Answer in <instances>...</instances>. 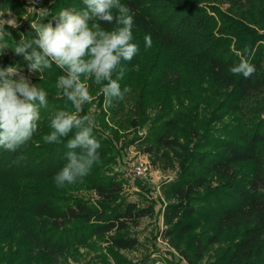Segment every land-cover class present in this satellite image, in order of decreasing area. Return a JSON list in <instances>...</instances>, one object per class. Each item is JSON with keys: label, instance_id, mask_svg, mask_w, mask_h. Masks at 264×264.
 I'll return each mask as SVG.
<instances>
[{"label": "trees", "instance_id": "obj_1", "mask_svg": "<svg viewBox=\"0 0 264 264\" xmlns=\"http://www.w3.org/2000/svg\"><path fill=\"white\" fill-rule=\"evenodd\" d=\"M215 1L220 0H121L132 10L133 42L139 46L134 58L123 62L119 81L135 97L130 112L136 116L126 121L144 122L145 109L157 106L146 150L161 168L178 165L175 179L163 185L172 199L163 221L180 252L194 264L207 246L226 241L209 264H264V106H255L264 100V0H221L230 5L226 12ZM42 5L46 16H27L17 29L5 26L10 45L31 31L35 18L47 23L61 9L85 8L83 0ZM7 9L18 17L27 13L23 0H0V11ZM101 24L106 30L116 27ZM149 34L152 47L146 49ZM246 45L257 69L249 79L230 71L239 62L235 53ZM12 64L26 66L8 50L0 67ZM61 74L53 65L34 75L33 83L49 93L38 130L16 152L0 148V264H72L69 259L77 261L81 247L99 248L96 241L103 239L119 261L116 250L138 244L130 228L154 210L153 204L129 200L121 193L124 180L109 173L118 150L102 135V95L92 102L99 107L94 135L100 160L82 182L57 186L66 140L46 144L42 136L50 131L52 113L72 110L55 88ZM85 82L95 96L98 86ZM207 85L221 92L210 97ZM107 108L115 118L124 111V99ZM110 130L118 138V130ZM81 188L91 189L95 198L73 194Z\"/></svg>", "mask_w": 264, "mask_h": 264}, {"label": "clouds", "instance_id": "obj_2", "mask_svg": "<svg viewBox=\"0 0 264 264\" xmlns=\"http://www.w3.org/2000/svg\"><path fill=\"white\" fill-rule=\"evenodd\" d=\"M83 4L81 11L61 9L47 23L33 20L31 31L20 34L14 45L6 39L11 35L5 26L19 28V24L11 12L8 19L0 12V57L8 50L22 57L29 74H23L20 64L0 67V148L16 152L37 132L40 110L48 106L49 93L32 83L31 76L55 65L63 73L57 77L55 88L72 109L52 113L50 131L42 136L46 144L66 140V163L54 177L58 187L82 182L99 162L101 144L94 135L96 116L91 110L81 113L84 105L101 95L105 107L125 98L130 89H122L119 83L125 75L123 62H130L139 51L133 42L135 20L129 6L121 0H83ZM33 11L41 17L48 14L46 9ZM101 22L116 27L106 30ZM144 41L146 49L152 47L150 34L144 36ZM235 54L239 62L231 67V73L244 79L254 76L257 69L250 62V48L246 45ZM88 80L98 86L95 96L85 82Z\"/></svg>", "mask_w": 264, "mask_h": 264}, {"label": "rangeland", "instance_id": "obj_3", "mask_svg": "<svg viewBox=\"0 0 264 264\" xmlns=\"http://www.w3.org/2000/svg\"><path fill=\"white\" fill-rule=\"evenodd\" d=\"M23 2L29 14L26 13L18 17L11 10L0 11L5 14V19L9 18L7 14L11 12L19 27L23 23L22 19L27 16H37L36 12L33 11L34 9H43V0H23ZM214 4L224 12L228 11L230 7L228 2L221 0L215 1ZM204 5H207L206 2H204ZM21 68L24 75H29L26 66ZM33 77L34 75L31 76L32 83ZM220 92L221 90L214 86H206V94H209L210 97L215 95L217 97ZM133 95V93L125 95L124 111L113 119L110 113L111 110L105 107L104 100H102L103 119L106 124V126H102V135L110 138L114 147L118 150V156L110 166L109 173L118 179L124 180L125 187L121 193L127 196L129 200L137 201L142 206L153 204L154 210L152 214L142 217L136 227L130 228V231L137 236L138 244L132 249L116 250L117 255L120 257L119 261H116L111 256L112 254L108 252L110 244L103 239L102 241H96L99 248L87 249L81 247L79 249L80 258L77 261L69 259L72 264H193L180 252L177 244H175L176 240L167 234L168 226L163 221L165 206L172 201L163 191V185L175 179L178 165L175 162L172 167L161 168L159 165L162 164L153 163L150 153L146 150V145L149 143L151 121L156 116L157 106H149L145 109L146 120L144 122L127 125L126 119L136 116V114L130 112L134 110L132 105L135 97ZM255 106H264V100ZM89 110L96 113L99 111V107L92 103ZM111 128L118 130V138L113 137ZM139 162L144 163L146 170L141 175H135L134 166ZM73 194L79 197L95 198L94 192L86 188L77 189L73 191ZM181 240L182 238L178 239V241ZM225 242L222 241L219 244L207 246L202 259L194 262V264L212 263L215 260V254L219 246H224ZM100 253L104 255L102 260L97 257Z\"/></svg>", "mask_w": 264, "mask_h": 264}, {"label": "built area", "instance_id": "obj_4", "mask_svg": "<svg viewBox=\"0 0 264 264\" xmlns=\"http://www.w3.org/2000/svg\"><path fill=\"white\" fill-rule=\"evenodd\" d=\"M146 170V167H145V165H144V163L143 162H139V163H137L135 166H134V173H135V175L137 174V175H141V174H143L144 173V171Z\"/></svg>", "mask_w": 264, "mask_h": 264}]
</instances>
